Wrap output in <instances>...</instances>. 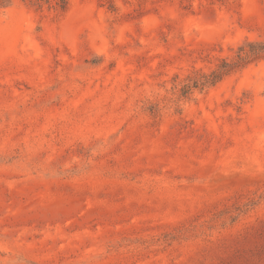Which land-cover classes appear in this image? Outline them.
I'll list each match as a JSON object with an SVG mask.
<instances>
[{
	"label": "rangeland",
	"instance_id": "obj_1",
	"mask_svg": "<svg viewBox=\"0 0 264 264\" xmlns=\"http://www.w3.org/2000/svg\"><path fill=\"white\" fill-rule=\"evenodd\" d=\"M33 1L0 0V264H264V57L200 84L264 0Z\"/></svg>",
	"mask_w": 264,
	"mask_h": 264
},
{
	"label": "trees",
	"instance_id": "obj_2",
	"mask_svg": "<svg viewBox=\"0 0 264 264\" xmlns=\"http://www.w3.org/2000/svg\"><path fill=\"white\" fill-rule=\"evenodd\" d=\"M49 0H34L37 5L48 3ZM5 2V1H3ZM8 2V1H7ZM67 0H56L55 4L63 10L66 7ZM236 59L232 62L222 60L218 67L209 74H202L201 85H213L223 76L227 75L234 69L243 67L247 63L264 57V42L261 41H246L238 47ZM195 82V81H194Z\"/></svg>",
	"mask_w": 264,
	"mask_h": 264
}]
</instances>
